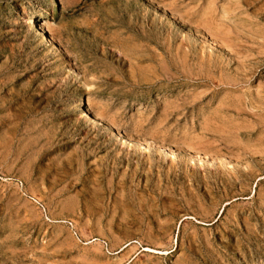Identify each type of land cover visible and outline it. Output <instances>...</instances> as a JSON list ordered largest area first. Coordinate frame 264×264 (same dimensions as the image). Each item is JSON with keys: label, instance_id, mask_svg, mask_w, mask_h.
<instances>
[{"label": "rangeland", "instance_id": "1", "mask_svg": "<svg viewBox=\"0 0 264 264\" xmlns=\"http://www.w3.org/2000/svg\"><path fill=\"white\" fill-rule=\"evenodd\" d=\"M0 264H264V0H0Z\"/></svg>", "mask_w": 264, "mask_h": 264}, {"label": "bare ground", "instance_id": "2", "mask_svg": "<svg viewBox=\"0 0 264 264\" xmlns=\"http://www.w3.org/2000/svg\"><path fill=\"white\" fill-rule=\"evenodd\" d=\"M220 29V28H219ZM222 41H223V39H222Z\"/></svg>", "mask_w": 264, "mask_h": 264}]
</instances>
